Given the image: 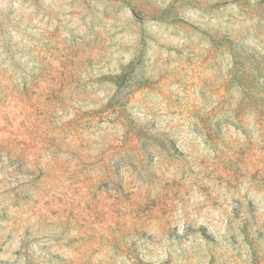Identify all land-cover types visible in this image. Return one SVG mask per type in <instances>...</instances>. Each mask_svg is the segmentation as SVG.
<instances>
[{
  "label": "rangeland",
  "instance_id": "1",
  "mask_svg": "<svg viewBox=\"0 0 264 264\" xmlns=\"http://www.w3.org/2000/svg\"><path fill=\"white\" fill-rule=\"evenodd\" d=\"M0 264H264V0H0Z\"/></svg>",
  "mask_w": 264,
  "mask_h": 264
}]
</instances>
